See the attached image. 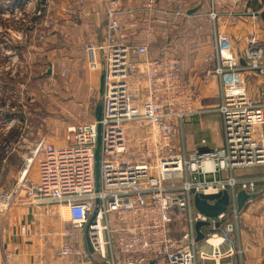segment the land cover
<instances>
[{"label": "built area", "instance_id": "2783aa9c", "mask_svg": "<svg viewBox=\"0 0 264 264\" xmlns=\"http://www.w3.org/2000/svg\"><path fill=\"white\" fill-rule=\"evenodd\" d=\"M36 1L35 13L42 16L45 1ZM102 1L103 11L90 10L86 0H71L77 21L69 22L84 23L92 34L79 53L90 70L103 73L101 118L70 126L65 144L56 145L31 123L22 104L3 103L0 166L5 170L17 154L21 165L0 192V216L22 196L65 206L67 222L55 231L62 238L61 264H233L231 258L241 252L235 238L238 192H264V81L257 96L246 82L251 73L264 79V38L257 27L264 0H212L206 15L213 45L200 41L197 47L209 48L201 63L219 81L215 110L223 119L225 141L193 152L187 150L183 123L201 111L194 106L178 44H189L199 15L190 13V3L198 0H142L139 6L131 0ZM197 3L202 6L203 0ZM242 21L253 30L237 50L228 27ZM249 169L260 172L245 173ZM222 191L229 196L225 212L208 217L197 210L196 194ZM199 221L207 222L201 240ZM84 231L93 254L80 244Z\"/></svg>", "mask_w": 264, "mask_h": 264}, {"label": "rangeland", "instance_id": "374dc122", "mask_svg": "<svg viewBox=\"0 0 264 264\" xmlns=\"http://www.w3.org/2000/svg\"><path fill=\"white\" fill-rule=\"evenodd\" d=\"M98 1L96 3L94 0L91 4L86 1L87 7L90 10L105 8L103 1ZM38 2L0 0V108L7 101L11 105L22 104L31 123L42 133L48 134L56 145H61L66 142L68 128L94 120L96 106L102 104L98 84L92 83L85 74L96 70H90L86 58L79 53L83 40L92 37V34L84 30V23L77 27L69 23L77 21L70 13L71 0H45L42 16L35 13ZM253 6L257 7V3L254 2ZM102 23L105 22L102 20ZM205 44L207 47L213 45L212 40H207ZM208 49L205 47L194 51L195 55H189L193 59L186 56L183 67L186 82L193 89L197 110L217 105L212 93L217 89L218 80L201 63ZM50 64L53 75L46 76ZM62 67L67 69L66 75H62ZM263 81L256 73L249 74L246 82L250 94L257 96ZM20 84H24V87H19ZM4 96L7 98L5 102ZM207 116L203 115L204 120L208 119ZM3 123V116L0 115V128ZM213 127L212 140L221 141L222 131L217 124ZM184 132L187 136L186 129ZM3 136L0 129V141ZM200 136L197 134L199 140ZM256 171L248 174H256ZM8 173V167L2 170L0 166V192L8 180H13L7 177ZM241 219L240 213L237 221L239 235ZM239 235L235 233V238ZM96 260L100 261L97 257Z\"/></svg>", "mask_w": 264, "mask_h": 264}, {"label": "crops", "instance_id": "0c3cea01", "mask_svg": "<svg viewBox=\"0 0 264 264\" xmlns=\"http://www.w3.org/2000/svg\"><path fill=\"white\" fill-rule=\"evenodd\" d=\"M86 1L91 4L94 0ZM131 1L135 6H139L142 2V0ZM199 1L201 0L197 2ZM97 2L99 1L96 0ZM197 2L190 3V13L194 12L199 15L193 19L192 28L189 30V44L179 45V40L177 43L183 67L186 63V56L195 55L193 52L199 51L197 47L198 42L213 40V28L207 20L206 15L211 8L212 0H203L202 6ZM163 5H166V3H163ZM96 9L104 10L101 7H97ZM218 9L221 10L219 7ZM102 20L105 22V15L102 16ZM200 24L203 25L202 29L199 28ZM257 27L260 36L264 38V13ZM252 30L253 27L250 23L243 21L231 24L228 27V32L232 36L237 50L245 46L246 36ZM189 58L193 59V56H189ZM82 60L84 61V59ZM98 71L100 72L98 73ZM85 74L92 83L96 82L100 87L103 75L101 70L86 72ZM219 91L220 86L218 81L217 89L212 93V95H215L217 105L219 103ZM217 105H210L212 108L209 109L200 107L203 109L200 110L201 112L195 113L185 119L183 129L187 130V136H185L184 132V137L188 151L193 152L201 147L208 149L224 145V123L220 112L215 110ZM97 107L95 109V118ZM203 115H208V119L204 120ZM216 124L223 134L221 141L218 139L212 140L213 126ZM197 134L202 135L200 136V140ZM203 135H206V137ZM203 139L206 140L205 145H202ZM49 141L56 144V142H53L54 140L51 141L50 137ZM20 165L21 157L18 154L12 156L8 165L9 173L7 177H11L14 180ZM252 170L260 172V169H249L245 173H251L250 171ZM241 218V233L236 238V246L241 249V252L236 251L235 255H233L231 258L233 264H264V192L251 202L246 203L245 208L241 212ZM66 219L67 208L65 206L49 203L38 204L25 196L19 198L9 210H6L0 216V264H61L58 258V249L62 238L56 235L55 231L66 224ZM86 237L84 231L80 244L88 250ZM8 252L11 253L9 260L6 259ZM226 262L227 260H223L217 262V264H226Z\"/></svg>", "mask_w": 264, "mask_h": 264}, {"label": "water", "instance_id": "95a60500", "mask_svg": "<svg viewBox=\"0 0 264 264\" xmlns=\"http://www.w3.org/2000/svg\"><path fill=\"white\" fill-rule=\"evenodd\" d=\"M193 11V10H191ZM240 63L242 65H246V62L244 61V59L241 57L240 55ZM46 76H49L52 74V64H50V67L47 71V73H45ZM103 90H104V78L102 76L101 82H100V87H99V93L100 95L103 94ZM101 114H102V104H99L97 107V111H96V119L100 120L101 118ZM101 127L99 125L98 127V138H97V147H96V151H95V159H96V163H95V175H96V185H97V189H99L100 186V169H99V161H100V144H101ZM204 150V149H203ZM259 196L258 193H247L244 190H241L238 192V211L242 212V210L245 208L246 203L249 199H255ZM210 201H215L214 203H210ZM194 203H195V207L197 208V210L199 212H201L202 214L208 216V217H217L219 214L223 213L226 211L227 206L229 204V196L227 191H222L218 194H213V195H205V194H196L195 199H194ZM95 217V213L93 214L90 223L93 221ZM207 222L204 221H199L196 224V229H197V233H198V237L197 240H201L204 238V234L201 231V227L206 225ZM89 226H87V230H88ZM86 241H87V247L88 250L93 254V248H92V244L90 242L89 237H86ZM151 264H157L156 261H152Z\"/></svg>", "mask_w": 264, "mask_h": 264}, {"label": "trees", "instance_id": "16d2710c", "mask_svg": "<svg viewBox=\"0 0 264 264\" xmlns=\"http://www.w3.org/2000/svg\"><path fill=\"white\" fill-rule=\"evenodd\" d=\"M14 1V0H13ZM45 0H42V2H44Z\"/></svg>", "mask_w": 264, "mask_h": 264}]
</instances>
